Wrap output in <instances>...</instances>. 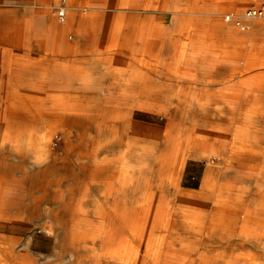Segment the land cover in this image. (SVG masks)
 Here are the masks:
<instances>
[{
	"label": "bare ground",
	"instance_id": "bare-ground-1",
	"mask_svg": "<svg viewBox=\"0 0 264 264\" xmlns=\"http://www.w3.org/2000/svg\"><path fill=\"white\" fill-rule=\"evenodd\" d=\"M121 1L123 7L138 2L142 9L165 6L163 0ZM127 27L118 30L122 58L114 59L110 51L105 59L106 90L97 79L90 92L75 89L67 63L45 66L39 73L28 59L15 57L7 64L14 88L0 92V152L9 149L20 158L24 178L6 185L30 184L28 163L41 166L53 158L52 137L60 133L84 151L78 166L88 182L115 185L105 197L112 199L108 206L93 198L89 213L82 197L73 211L63 204L69 227L59 244L71 250L70 264L78 258V264H264V107L213 106L217 100L188 93L183 83L169 78L155 90L154 72L169 68L154 67L160 43L154 38L167 32L147 22L137 43L134 28ZM174 33L179 36L180 28ZM61 35L68 40L67 25ZM180 38L172 46L177 62L185 57ZM53 71L63 75L55 78ZM30 75H38L37 82L28 81ZM135 110L161 114L168 124L163 129L142 124L134 119ZM129 153L144 155L152 167H139ZM188 159L206 163L198 189L183 187Z\"/></svg>",
	"mask_w": 264,
	"mask_h": 264
},
{
	"label": "crops",
	"instance_id": "crops-1",
	"mask_svg": "<svg viewBox=\"0 0 264 264\" xmlns=\"http://www.w3.org/2000/svg\"><path fill=\"white\" fill-rule=\"evenodd\" d=\"M168 1L170 4L180 1L183 5L177 14L180 19L175 18L172 10L142 9L139 2L136 7H123L121 0H0V64L9 73V76L0 75V92L14 88V77L6 66L14 63L15 57L34 62L38 73L45 66L67 63L72 66L68 76L74 81L75 89L90 92L94 88L91 81L97 79L102 80L100 86L106 90L109 76L104 73L103 65L108 64L105 59L110 51L114 59L123 55L117 44L119 28L133 27V41L138 43L142 26L148 22L149 28L168 32L180 26L182 32L180 39L184 44H180L179 51L185 57L182 62L176 59L175 75L166 79L183 83L182 90L198 92L206 101L217 100L213 106L264 107V98H260L264 93L259 91L264 86V68H253L254 62L264 65V33L258 19L242 17L241 12L261 0ZM60 12L63 14L59 15ZM227 16H231L229 21L224 19ZM239 22L245 25L242 31H239ZM64 23L68 26L67 41L61 37ZM20 31L23 37L16 35ZM154 39L162 44L168 42L167 33L164 38ZM193 53L195 57L190 56ZM156 66L157 61L154 63L157 69ZM168 68L159 73L166 76L171 72ZM51 74L55 78L63 75L60 71ZM37 76H26V79L37 82ZM10 152L5 149L0 153ZM12 214L0 216V264H26L29 258L33 264H42V254L29 249L32 222L18 217L15 211ZM55 256L53 251L51 257Z\"/></svg>",
	"mask_w": 264,
	"mask_h": 264
},
{
	"label": "rangeland",
	"instance_id": "rangeland-1",
	"mask_svg": "<svg viewBox=\"0 0 264 264\" xmlns=\"http://www.w3.org/2000/svg\"><path fill=\"white\" fill-rule=\"evenodd\" d=\"M163 1L165 6H163V8H161L160 10H172L174 13H176V17H181L180 15L179 16L177 15L178 12L180 13V10L182 11L183 8V5H181L180 1H172L171 4L170 1L168 0H163ZM261 1H257V3ZM244 11L245 9L241 11L242 17H244ZM225 18L226 17H224V19ZM258 21L264 33V25L261 20L258 19ZM177 28H180V26H178ZM175 30H176L175 28L172 31L168 30L167 44L164 42L163 44L158 43L155 48V51L157 53L156 67L157 68L158 66L164 67L166 65L170 67L171 70V72H167L166 76L160 74L159 72H154L153 78L156 84V86L154 85L155 90L159 89V84L165 79V77H171V76L174 77L175 75L174 68L176 67V65L174 64V62L176 61V59L173 57L174 50L172 46L175 44L177 37L179 38V36H181L182 34L181 32L180 34H178L179 36H176V33H174ZM239 31H242L240 27H239ZM68 39H69V35H68ZM164 46H167L166 48L167 51L165 52L164 50V54H163ZM120 58L122 57H118V59ZM67 59L68 57L65 60ZM171 62H173V64H170ZM106 65L108 64H104L103 66ZM1 68L2 67L0 64V75L9 76V73L3 71V69ZM253 68L254 69L259 68L261 70L264 68V65L255 64L254 62ZM22 90L30 91V92L35 91V89H22ZM259 91L261 93H264V86L261 87ZM260 98H264V95L260 94ZM134 114H135L134 119L145 125H150L159 129H163L168 124L167 118L156 112L135 110ZM58 134L59 135L57 138L52 137L53 142L51 145V150L54 153L53 158L49 159V161L45 165H41L42 167L41 166L34 167L28 163L30 170L29 179L31 180L29 182L30 184L28 185L22 184L14 187L6 185L9 179L24 178L23 173L20 169V167L23 165L22 162L20 161V158H17L12 154L0 153V206H1L0 214L1 212L3 214V215L1 214L0 216H12L13 215L12 211L13 212L15 211L18 217L27 218L28 220H30V222H32V224L29 225V235H30L29 249L30 251L38 252L42 254L41 256L43 262L42 264H70L69 255L71 253V250H69L68 248H61L59 244V238L62 237L65 229L69 227L68 226L69 224L65 222L66 218H64V212L61 210L63 204L67 203L69 210L73 211L78 198L82 197L84 198L83 201L85 202L84 204L86 205L85 209L89 213V211L93 208L90 205L93 204V198H95L98 203L100 204L106 203V206H108L107 204L111 202L112 199L107 200L105 197L107 195V192H109L110 190L113 189V187H115V185L113 186V184H111L108 181L105 182L99 181L92 184L88 182L89 180L86 179L85 174L79 169L78 166L79 154L84 151H81L78 148H76L75 140L72 143H67L64 139L61 138L60 133ZM128 156H131L134 163L141 168L144 167L148 169V167L150 166L152 167V163H150V160L142 154L138 155L137 153H129ZM14 166H16L17 168L16 167L14 168ZM205 170H206V163L204 161L188 159L186 161L184 168L183 179L184 178L185 179H184L183 187L189 189H198L201 185V181L203 179ZM48 181L50 182L48 183ZM25 187L27 190L24 189ZM10 194H12L13 196ZM93 223L95 224V222ZM53 251L56 253V256L54 258L51 257ZM79 259L80 258H78L72 264H78L80 261ZM29 260L31 259L29 258Z\"/></svg>",
	"mask_w": 264,
	"mask_h": 264
},
{
	"label": "built area",
	"instance_id": "built-area-1",
	"mask_svg": "<svg viewBox=\"0 0 264 264\" xmlns=\"http://www.w3.org/2000/svg\"><path fill=\"white\" fill-rule=\"evenodd\" d=\"M244 16L248 19H259L264 25V0L259 3H253L246 7L244 11ZM231 16H227L225 21H229ZM238 26L241 29H245V26L241 23H238Z\"/></svg>",
	"mask_w": 264,
	"mask_h": 264
}]
</instances>
